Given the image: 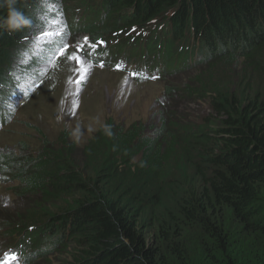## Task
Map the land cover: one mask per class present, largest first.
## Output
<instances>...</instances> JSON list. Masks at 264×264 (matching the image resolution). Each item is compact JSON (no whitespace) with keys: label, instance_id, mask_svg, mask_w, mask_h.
Wrapping results in <instances>:
<instances>
[{"label":"trees","instance_id":"16d2710c","mask_svg":"<svg viewBox=\"0 0 264 264\" xmlns=\"http://www.w3.org/2000/svg\"><path fill=\"white\" fill-rule=\"evenodd\" d=\"M15 7L31 23L11 33L0 28V97L20 74L36 69L40 78L46 65L22 47L39 14L23 0ZM107 7L102 28H85L92 39L171 15L168 40L191 29L208 53L193 72L239 56L264 77V0H107ZM13 58L26 59L29 69L15 68ZM183 92L207 98L216 121L183 124L170 113L158 127H125L108 119L81 148L66 134L37 152H0V170L35 202L34 214L14 223L21 233L44 229L30 236L41 250L33 264H52L47 259L61 248V264L264 262V249L242 255L234 247L236 236L244 246L264 240V94L208 85Z\"/></svg>","mask_w":264,"mask_h":264},{"label":"rangeland","instance_id":"374dc122","mask_svg":"<svg viewBox=\"0 0 264 264\" xmlns=\"http://www.w3.org/2000/svg\"><path fill=\"white\" fill-rule=\"evenodd\" d=\"M27 2L41 13L43 20L51 19V15L43 9L44 7L59 8L68 4L67 0H27ZM47 26L46 30L39 27L34 33L32 32L27 43L38 51L37 48L48 42L53 53L48 60L43 61L46 65L42 67L41 77L30 90L28 97L12 110L10 121L0 128V152L17 155L37 152L44 145L57 146L59 138L66 134L69 141H74L77 147L81 148L108 119L116 125L122 124L125 127L137 121L149 125L155 124L158 127L162 119L174 113V119L183 124L189 122L204 126L209 122L213 124L216 116L212 113L207 98H198L196 95L190 96L183 92L193 86L224 87L232 92H245V95L256 92L260 95L264 94V77L258 72H253L247 60L244 62L245 60L239 56L221 60L216 66H205L200 74L196 73L197 71L193 72L194 67H192L184 72L166 76V79L161 81L135 83L127 80L122 73L89 65L67 45L75 41L77 36L69 41L63 34L57 38L61 27ZM46 33H52L54 38L46 37ZM60 47L66 48L63 56L59 55ZM240 47L245 48L242 45ZM73 55L80 57V64L69 59ZM59 59L64 61V66L61 68L64 73L56 75L55 67ZM13 60L18 67L25 63L18 58ZM65 68L68 70L65 71ZM99 71L109 75L96 85L95 99L88 101L94 81L98 77H103V74L98 73ZM187 71H192L188 78H181V75ZM58 74L62 78L57 80ZM81 76L84 79L77 86L75 81ZM22 79L24 81L21 83L24 86L34 83L28 77ZM172 86L176 88L175 91H168ZM19 91L23 92L22 89H17L15 94H19ZM77 129L78 136L73 135ZM21 191L22 188L17 180L6 178L0 181V243L22 234L18 229L19 226L14 222L34 214L35 210L32 208L35 202ZM229 217L228 215L227 220ZM6 222L14 230L11 232L12 235L3 233L9 229L6 228ZM230 223L231 218L228 224ZM29 229L31 227H27L26 231L28 232ZM234 247L241 251L242 255L252 253V251L256 252L257 248L264 249V240H261V243L246 240L244 246L236 236ZM65 251L61 248L60 252H55L47 260L50 259L52 264H61ZM38 262L43 264L45 260Z\"/></svg>","mask_w":264,"mask_h":264},{"label":"clouds","instance_id":"9594fccd","mask_svg":"<svg viewBox=\"0 0 264 264\" xmlns=\"http://www.w3.org/2000/svg\"><path fill=\"white\" fill-rule=\"evenodd\" d=\"M5 3L6 14L0 18V28H3L11 33L27 27L31 23L29 18L22 11L15 7L17 0H5ZM105 130L108 135H111V132L108 131L107 126H105ZM78 132L79 130L77 129L73 135L78 136Z\"/></svg>","mask_w":264,"mask_h":264},{"label":"bare ground","instance_id":"6f19581e","mask_svg":"<svg viewBox=\"0 0 264 264\" xmlns=\"http://www.w3.org/2000/svg\"><path fill=\"white\" fill-rule=\"evenodd\" d=\"M60 59H61V58H60ZM60 59H59V60L57 61V63H56V67H55L56 75H57V73H59V74L64 73V71L62 72V70H61V68L64 66V61H62V60H60ZM66 69L68 70V68H65V71H66ZM98 73L103 74V77H98V78L94 81V83H93V85H92V87H91V89H90V95L88 96V101H91V100H94V99H95V96H96V91H95L96 85H97L99 82H101L102 80H104V79L109 75V74H105V73H103L102 71H99ZM59 74H58V76H57V80L62 78V76H59ZM62 75H63V74H62ZM110 75L115 76L116 74H110Z\"/></svg>","mask_w":264,"mask_h":264},{"label":"snow or ice","instance_id":"6c2138e0","mask_svg":"<svg viewBox=\"0 0 264 264\" xmlns=\"http://www.w3.org/2000/svg\"><path fill=\"white\" fill-rule=\"evenodd\" d=\"M85 39H87V38H85ZM65 52H66V48H62L59 52V55L63 56L65 54ZM69 59L76 61L77 64H80V62H81L80 57L78 55H73V56L69 57ZM101 67H103V65H101ZM133 75H136V74L134 73ZM83 79H84L83 76H81L79 79H77L75 81L76 85L79 86L82 83ZM153 79H155V77H153ZM11 259H15V257H11Z\"/></svg>","mask_w":264,"mask_h":264}]
</instances>
